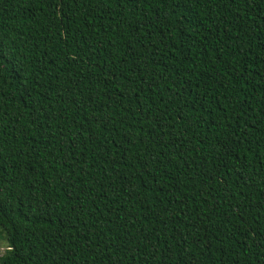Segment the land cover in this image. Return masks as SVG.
<instances>
[{
    "label": "trees",
    "instance_id": "trees-1",
    "mask_svg": "<svg viewBox=\"0 0 264 264\" xmlns=\"http://www.w3.org/2000/svg\"><path fill=\"white\" fill-rule=\"evenodd\" d=\"M0 264H264V0H0Z\"/></svg>",
    "mask_w": 264,
    "mask_h": 264
},
{
    "label": "rangeland",
    "instance_id": "rangeland-1",
    "mask_svg": "<svg viewBox=\"0 0 264 264\" xmlns=\"http://www.w3.org/2000/svg\"><path fill=\"white\" fill-rule=\"evenodd\" d=\"M7 244L3 243V244H0V256L3 255V253L5 252V250L7 249Z\"/></svg>",
    "mask_w": 264,
    "mask_h": 264
}]
</instances>
